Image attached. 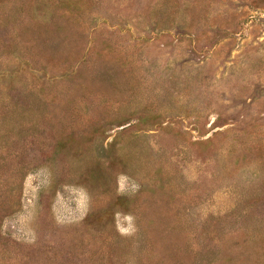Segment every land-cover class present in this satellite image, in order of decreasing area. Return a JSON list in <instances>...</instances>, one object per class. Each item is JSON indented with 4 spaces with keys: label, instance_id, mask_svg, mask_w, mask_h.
I'll return each mask as SVG.
<instances>
[{
    "label": "rangeland",
    "instance_id": "1",
    "mask_svg": "<svg viewBox=\"0 0 264 264\" xmlns=\"http://www.w3.org/2000/svg\"><path fill=\"white\" fill-rule=\"evenodd\" d=\"M0 264H264V0H0Z\"/></svg>",
    "mask_w": 264,
    "mask_h": 264
}]
</instances>
